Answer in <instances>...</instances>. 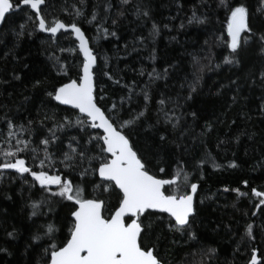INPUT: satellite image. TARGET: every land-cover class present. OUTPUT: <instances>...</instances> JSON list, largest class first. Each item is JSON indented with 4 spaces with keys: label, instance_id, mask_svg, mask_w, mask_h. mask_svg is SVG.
<instances>
[{
    "label": "snow or ice",
    "instance_id": "obj_1",
    "mask_svg": "<svg viewBox=\"0 0 264 264\" xmlns=\"http://www.w3.org/2000/svg\"><path fill=\"white\" fill-rule=\"evenodd\" d=\"M79 2L80 7L75 3L71 5V13L67 8H61L62 13L71 16V21L66 22L59 15L48 14L51 15L49 19L42 11V6L47 7L48 0H0V24L5 21L6 14L25 7L30 10L25 13V22L19 25L20 31L14 33L17 38L25 33L28 26L33 31L39 29L41 32L50 33L54 38L57 33L67 34L71 47H61L59 51L74 54V59L77 60L73 74L69 61L61 62V57L52 56L50 59L54 63L51 71L56 73L55 78L50 74H40L30 80L33 92L42 93L44 97L41 108L45 103L55 101L57 109L59 106H67L62 109L63 115L60 110H48L43 112L39 120H17L15 115L0 106V112L3 113L0 114V177L7 170H13L14 178L18 177L28 184L29 191L39 185V199H32L31 196L28 198V208L31 209L28 220L33 222L30 225L31 244L37 247L39 244L44 245L37 252L34 264H164V260L157 255V248L142 242L144 232L151 231L152 227L151 223L145 225L144 218L156 213H166V226L170 233L179 234L181 238L186 235L188 241L200 244L192 226L199 184L192 182V173L187 171L186 160L178 157L168 160L161 156L165 142L168 141L166 133L159 134V143L155 148L148 145L150 151L147 155L134 143V134L148 120L152 86L157 80L166 81L170 73L177 70V65L173 62L162 69L153 67L148 71L142 67L137 70L140 77H148L144 84H138L135 80L123 84L122 88L127 91V95L120 97L119 104L114 101L110 107L104 109L101 101L97 100L95 91L100 75L112 80L114 84H120L121 79L113 78L106 57L102 58L101 66L98 62L101 57H98L90 45L98 39L100 33L105 36L117 35L116 31L109 32L104 26L107 19L111 18L112 27H118L119 21L125 18L128 8L131 7L132 15L146 23L152 19L151 11L144 0H135L134 3L133 0H119L112 18L114 6L110 0H105L102 6L105 15L101 19L98 12L100 5H94L90 15L86 16L83 10L84 0ZM214 3L215 9H212L211 4L208 9L217 15L223 11V31L227 34L226 38L223 35L217 36L216 41L218 45L222 43L227 54L220 63L215 64L213 55L190 54L191 59L180 84L181 89L187 85V95L177 93L175 97H164L161 93V98L156 101V122L147 124V128L153 133L158 131L157 126L161 121L165 128L170 126L175 132L182 123H187L186 116L191 117L193 124L199 120L200 114L197 111L185 112L184 107L199 91L205 71L222 66L239 69L243 65L242 57L247 52H254L264 61V26L259 29L253 26L254 16L264 17V0H258L255 12L246 0H214ZM177 7H182L179 0ZM203 7L204 0H198L186 18V24L209 23V11H199ZM94 23L96 36H88L83 25L91 26ZM163 27L168 28L169 25L165 23ZM178 28H185V22H181ZM159 31L158 23L153 21L149 37L154 38ZM144 39L137 37L136 41L144 43ZM55 42L54 40L53 43ZM209 42L206 39L204 43L209 45ZM149 59L156 60L155 49ZM252 76L253 84L258 79L264 85V63L259 76L256 77L255 73ZM13 79L20 80L21 76L16 74ZM228 85L235 86L237 92L242 87L239 79L229 80ZM225 87L224 84L220 85L221 89ZM220 94V89H217L216 95ZM140 97L143 98L142 105ZM235 101L234 95L232 102ZM259 111L264 117V103H261ZM37 115L40 116V111ZM48 123L52 126L41 134ZM77 128L79 133L67 135L66 140L58 135L67 134ZM212 128L213 123L206 120L202 130L193 136L194 144L198 137H206ZM191 130V125L186 127L181 132L180 139ZM80 133L87 135V139H83ZM243 134L238 132L230 139L218 138L216 146L220 148L230 141L238 142ZM252 138L249 136V139ZM200 143L204 152L196 160L194 170L201 171V179L202 168L208 161L212 162L214 169L239 167L234 159L226 165L216 163L206 142L201 140ZM176 148L181 150V145L177 143ZM183 151L187 153L188 149L184 148ZM26 174L31 177V182L25 178ZM76 176H79V181L75 180ZM242 183L247 186L249 182L244 180ZM165 186L170 189L167 194L164 191ZM229 190L237 196L247 195L239 188L224 189L225 192ZM251 197L255 200L250 199V203L264 214V208L261 207L264 206V190L252 187ZM210 198H202L200 204L204 203V199ZM59 209L66 210L60 221L56 219ZM49 215L53 218L48 219ZM252 215H257L255 210ZM40 217H43L44 222L36 223L33 220ZM159 218L164 219L162 216ZM61 232L63 236L59 235ZM16 234L17 229L14 226L11 231L6 232L10 239H15ZM252 235L253 224L249 223L245 226L244 236L252 238ZM6 251L7 249L0 247V252ZM214 253V248L204 250L201 247L199 253H186L184 259L190 255V264H211ZM198 254L199 259H196ZM245 264H264V259L258 260L256 249H252L250 259Z\"/></svg>",
    "mask_w": 264,
    "mask_h": 264
},
{
    "label": "trees",
    "instance_id": "obj_2",
    "mask_svg": "<svg viewBox=\"0 0 264 264\" xmlns=\"http://www.w3.org/2000/svg\"><path fill=\"white\" fill-rule=\"evenodd\" d=\"M110 2L114 6L112 10V18H114L119 0H110ZM74 3L80 7L79 0H48L47 7L42 6V11L46 15H59L62 20L70 22L71 16L62 13L61 8H67L71 13V5ZM104 3L105 0H84L83 10L86 16L90 15L94 5H100L98 12L103 19ZM144 3L150 8L151 20L145 23L143 19H136L129 7L125 18L119 21L118 27H112L111 18L107 19L104 25L109 32L116 31V36H105L100 33L98 39L90 45L98 57H101L98 61L101 66H103L102 58L106 57L113 78L121 79L120 84H114L112 80H108L101 74L96 84V98L101 101L104 109L110 107L114 101L119 104L120 97L127 95V91L122 88L123 84L135 80L142 85L148 79L146 75L140 77L137 70L143 67L151 71L153 67L162 69L166 64L176 63L177 70L171 72L166 81L157 80L152 86V101L147 112L148 120L136 130L134 143L147 155L150 151L148 145L151 144L155 148V145L159 143V134L164 132L168 135V141L165 142L161 156L168 160L178 157L187 161V171L192 173V182L199 184V195L195 197L196 214L192 226L201 243L188 241L186 235L181 238L179 234L170 233L166 226L167 215L160 213L145 216V225L151 223L152 227L151 231L144 232L142 242L149 247H156L157 255L164 260V264H190L192 257L189 255L187 259H184L185 254L193 251L199 253L201 247L204 250L209 247L215 249L211 264H245L250 259L252 249H256L258 260L264 259V214L250 203V199L255 200L251 197L252 187L264 190L262 187L264 186V117L259 111L261 103H264V85H261L258 79L255 84L252 82V73L258 77L264 61H261L254 52H247L242 57L243 65L239 69L222 66L219 69L205 71L199 91L184 107L185 112L197 111L200 114L199 120L193 124L191 117L186 116L187 123H182L175 132L170 126L165 128L161 121L157 126L158 131L153 133L147 128V124L156 122V101L161 98V93L164 97H175L177 93L182 96L187 95V85L181 89L180 84L187 71L190 54L213 55L214 64L220 63L227 54V50L222 43L217 44L216 37L223 35L226 38L227 34L223 31V11L219 15L213 11L214 0H204V7L199 9L200 12L209 11V23L206 25L186 24V18L191 14L192 7L198 3V0H179L182 6L179 9L177 0H144ZM246 3L255 12L258 0H246ZM209 4L212 5L213 10L208 9ZM28 11L30 10L26 7L13 11L6 16L0 27V106L15 115L17 120L25 118L39 120L43 112L48 110H60L63 115L62 109L66 107L59 106L57 109L55 101L45 103L41 108V100L44 97L42 93L33 92L30 80L40 74H50L55 78L56 73L51 71L54 63L50 59L52 56L61 57V62L69 61L73 74L77 60L74 59V54L59 51L61 47H71L67 34L59 33L54 38L42 33L39 29L33 31L32 27L28 26L25 33L17 38L14 33L20 31L19 25L25 22V13ZM51 15H48L49 19ZM153 21L160 27L159 34L154 38L149 37V29ZM181 22H185L183 29L178 28ZM165 23L169 25L168 28L163 27ZM83 26L88 36H96L95 23L91 26L87 24ZM253 26L256 29L264 26V17L254 16ZM29 32L32 34L29 35ZM137 37H144V43L136 41ZM71 39L73 40L72 37ZM206 39H209V45H205ZM54 40L55 43H53ZM153 49L156 50L155 61L149 59ZM78 59L82 60L81 57ZM16 74L21 76L20 80L13 79ZM232 79H239L242 86L239 92L235 86L228 85V81ZM221 84L226 87L221 89ZM217 89H220V95H216ZM234 95L235 103L232 102ZM133 99L135 101L136 98ZM142 102L143 98L140 97L141 105ZM38 111L40 116L37 115ZM0 114L3 113L0 112ZM206 120L213 123V128L206 137H198L194 144L192 138L202 130ZM189 125L192 130L180 139L181 132ZM51 126V123H48L41 134ZM238 132L244 133L238 142L230 141L217 148L218 138L230 139ZM78 133L77 128L67 134L58 133V135L66 140L67 135ZM80 135L83 139H87V135L82 133ZM249 136L253 138L249 139ZM201 140L206 142L208 151L216 163L226 165L234 159L239 167L214 169L211 166L212 162L208 161L202 168L203 178L201 179V171L194 170L196 160L204 152ZM177 143L181 145L179 151L176 148ZM184 148L188 149L187 153L183 151ZM57 174H59V168ZM14 177L13 170H7L0 177V247L7 249L6 252H0V264H34L37 252L44 245L39 244L37 247L31 244L30 225L33 222L28 220V213L31 211L28 208V198L31 196L32 199H39V185L29 191L28 184ZM25 178L31 182V177L27 174ZM79 179V176L75 177L76 181ZM244 180L249 182L247 186L242 183ZM225 188H239L247 195L237 196L231 190L225 192ZM89 191H91L90 186ZM164 191L167 194L170 189L165 186ZM205 197L211 198L204 199L201 205L200 200ZM255 202L258 203V200ZM261 207L264 208V206ZM254 210L257 213L256 216L252 215ZM65 211V209L58 210L56 215L58 221L65 215ZM161 216L164 219H160ZM52 218L49 215L48 219ZM33 220L36 223L44 222L43 217L33 218ZM249 223L253 224L252 238L244 236L245 226ZM13 226L17 229V234L15 239H10L6 232L11 231ZM59 235L63 236V232ZM173 241L176 242L173 243ZM196 259H199V254Z\"/></svg>",
    "mask_w": 264,
    "mask_h": 264
},
{
    "label": "water",
    "instance_id": "obj_3",
    "mask_svg": "<svg viewBox=\"0 0 264 264\" xmlns=\"http://www.w3.org/2000/svg\"><path fill=\"white\" fill-rule=\"evenodd\" d=\"M8 14H6V16H7ZM2 26V24H0V27ZM40 31V30H39ZM61 32H63V30H61ZM42 33H45V34H47V35H51L50 33H47V32H42ZM59 33H57V35H58ZM52 36V35H51ZM73 38V40H74V37H72ZM82 58V57H81ZM65 107H67V106H65ZM148 211H155V210H148ZM166 214V213H165ZM167 215V214H166Z\"/></svg>",
    "mask_w": 264,
    "mask_h": 264
}]
</instances>
